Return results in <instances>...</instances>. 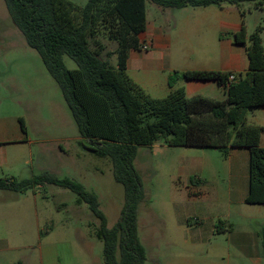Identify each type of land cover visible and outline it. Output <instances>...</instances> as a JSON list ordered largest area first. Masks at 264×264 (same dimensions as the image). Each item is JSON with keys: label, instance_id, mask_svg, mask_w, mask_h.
Masks as SVG:
<instances>
[{"label": "trees", "instance_id": "16d2710c", "mask_svg": "<svg viewBox=\"0 0 264 264\" xmlns=\"http://www.w3.org/2000/svg\"><path fill=\"white\" fill-rule=\"evenodd\" d=\"M167 9L245 3L264 9V0H90L81 6L71 0H5L27 41L43 58L61 87L83 140L97 156L108 158L116 181L123 185L126 204L118 223L109 227L99 197L71 179L50 173L20 179H0V190L27 193L45 185L69 189L87 203L101 222L96 236L105 244L106 264H146L147 249L139 235V210L144 200L141 177L135 167L139 148L165 140L170 147L220 151L227 159L236 148L250 151L249 205H264V127L251 125L249 115L264 108V25L249 36L246 26L233 34L237 46L247 48L250 68L230 79L232 72H175L180 79L215 82L227 94L225 101L189 96L185 88L166 98L151 96L128 71L133 50L148 27V2ZM245 12H243V16ZM79 66L67 67L65 57ZM118 57V66L112 58ZM27 133V127L22 120ZM219 233L221 227L218 228ZM264 236V234H263ZM22 264V263H20Z\"/></svg>", "mask_w": 264, "mask_h": 264}, {"label": "rangeland", "instance_id": "374dc122", "mask_svg": "<svg viewBox=\"0 0 264 264\" xmlns=\"http://www.w3.org/2000/svg\"><path fill=\"white\" fill-rule=\"evenodd\" d=\"M71 1L86 6L90 0ZM251 6H242L249 36L257 23L264 24V13ZM148 10L152 22L164 27L172 23L176 36L194 50L206 46L196 27L186 24V13L150 1ZM172 12L180 15L170 22ZM0 38L12 43L6 48H14L16 40L17 50L28 55L22 86L28 101L29 136L35 141L29 150L31 166L11 175L25 179L50 173L83 184L99 197L113 228L126 204L125 188L116 181L111 161L87 148L90 142L82 139L61 87L16 26L5 0H0ZM65 62L71 70L79 68L68 56ZM112 64L118 66L117 56ZM225 162L220 151L170 147L165 140L139 148L135 167L144 191L139 235L147 249L146 264H227L222 260L226 237H214L212 231L214 223L223 227L215 219L228 207L213 204L211 196L196 195L201 189L213 195L219 184L221 189L227 187ZM7 175L0 169V179L10 177ZM78 199L73 191L56 185L20 194L0 190V264H106L105 244L96 236L101 222L90 206L79 204ZM186 218L189 223L183 229Z\"/></svg>", "mask_w": 264, "mask_h": 264}, {"label": "crops", "instance_id": "0c3cea01", "mask_svg": "<svg viewBox=\"0 0 264 264\" xmlns=\"http://www.w3.org/2000/svg\"><path fill=\"white\" fill-rule=\"evenodd\" d=\"M188 9L191 8L176 10L186 13V24L196 27L201 38L206 40V46L194 50L176 36V27L172 23L164 27L152 22L148 10V27L140 36L142 48L130 53L129 75L155 98H166L173 90L185 88L189 96L203 95L225 101V89L215 82L180 79L172 88L170 80L175 72L186 71L232 72L237 76L246 74L250 68L247 48L237 46L234 36L229 34L241 31L244 25L248 28L245 23L247 13L244 11L243 16L242 7L230 3L182 12ZM260 11L264 13V9ZM179 15L172 12L169 21L178 20ZM259 23L256 29L262 25ZM9 44L12 43L0 38V48L5 47L4 52L0 51V169L9 174L7 176L14 177L11 175L13 172H21L31 166L29 150L35 141L29 136L26 113L28 101L23 94L26 92L25 87L22 86V74L28 69V55L17 50L16 40L14 48H6ZM145 45H149L150 49L144 50ZM249 123L264 127V108L252 111ZM225 171L227 187L221 189L219 184L213 195H209L205 189L196 191L200 197L211 196L213 204L228 207L227 212L215 219L223 226L222 233H219L216 223L212 231L214 237H226V255H223L222 260L227 264H264V205L246 203L250 193V151L246 148L234 149L226 159ZM187 222L186 218L181 225L183 229L187 227Z\"/></svg>", "mask_w": 264, "mask_h": 264}, {"label": "built area", "instance_id": "2783aa9c", "mask_svg": "<svg viewBox=\"0 0 264 264\" xmlns=\"http://www.w3.org/2000/svg\"><path fill=\"white\" fill-rule=\"evenodd\" d=\"M143 49H144V50H149V49H150V46H149V45H145V46H143ZM237 78H238L237 74L232 73L230 79H231L232 81H235V80H237Z\"/></svg>", "mask_w": 264, "mask_h": 264}]
</instances>
